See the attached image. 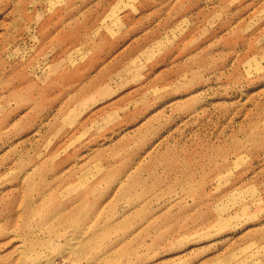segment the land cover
Returning a JSON list of instances; mask_svg holds the SVG:
<instances>
[{
	"label": "rangeland",
	"instance_id": "obj_1",
	"mask_svg": "<svg viewBox=\"0 0 264 264\" xmlns=\"http://www.w3.org/2000/svg\"><path fill=\"white\" fill-rule=\"evenodd\" d=\"M0 264H264V0H0Z\"/></svg>",
	"mask_w": 264,
	"mask_h": 264
}]
</instances>
